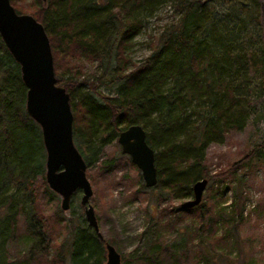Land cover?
<instances>
[{
	"label": "trees",
	"instance_id": "obj_1",
	"mask_svg": "<svg viewBox=\"0 0 264 264\" xmlns=\"http://www.w3.org/2000/svg\"><path fill=\"white\" fill-rule=\"evenodd\" d=\"M154 1L162 0H47L45 7L31 15L48 36L56 81L69 95L72 139L86 168L95 163L100 175L112 171L116 163L101 155L103 143L116 138L127 124L138 123L154 150V186L163 198L183 197L191 193L192 182L209 178L204 165L207 145L242 127L246 116L243 90L251 81L263 85L264 42L258 23L246 30L242 18L233 30L235 36L225 37L221 31L214 32L215 25L204 26L208 16L204 2L175 0L174 7L182 11L179 20L152 38L151 49L141 60L131 61L126 48L141 26L135 15L152 10ZM236 2L241 11L248 10L244 0ZM99 85L111 93H100ZM24 95L18 64L0 39V264L25 263L10 258L6 251L7 240L19 225L33 241L34 253H40L33 258L28 253L37 264L52 260L62 264L67 238L69 264H102L101 240L71 220H67L65 239L53 246L57 258L45 256L52 242L38 198L41 194L49 198L53 192L44 181L41 134L25 112ZM262 145H255L216 175L229 173L240 161L249 166L251 155ZM240 178L235 181L238 188ZM235 188L229 209L218 206L206 220L222 223L224 238L238 248V227L251 215L250 210L243 213L240 191ZM207 207L206 202H199L174 208L201 216ZM142 247L136 264L160 259L163 246L156 235ZM171 255L177 261L173 249Z\"/></svg>",
	"mask_w": 264,
	"mask_h": 264
},
{
	"label": "rangeland",
	"instance_id": "obj_2",
	"mask_svg": "<svg viewBox=\"0 0 264 264\" xmlns=\"http://www.w3.org/2000/svg\"><path fill=\"white\" fill-rule=\"evenodd\" d=\"M233 1L235 2L201 0L208 11L204 26L213 24L217 27L214 28V32L221 31L225 37L235 36L233 30L237 29L236 26L243 18L246 30L256 28L258 23L263 38L264 0H255V11L253 0H244L248 8L245 11L239 9L236 0ZM12 2L19 12L30 14L47 5V0ZM174 3L175 0L154 1L152 10H144L135 15L141 26L130 38L126 48V54L131 61L141 60L150 51L152 38L163 27L179 20L182 11L176 9ZM211 32L209 27V35ZM203 33H207L206 29ZM247 87L248 89L243 90L245 94L243 109L246 116L242 127L238 130H229L221 141L210 142L205 150L204 165L209 178H206L200 202H206L208 207L202 210L201 216L193 211L181 213L174 208L182 200L190 197L191 193L183 197L163 198L154 185L144 186L139 169L129 160L127 154L120 151L116 138L103 143L101 155L113 159L116 164L112 171L105 175L98 173L95 163L86 168L85 173L92 188L88 201L93 207L103 241L115 247L125 264H136V255L141 253L142 246L152 239L153 235L157 236L160 246H163L160 259L153 264H241V258L243 264L246 262L264 264V145L253 152L249 166L240 161L229 173L220 177L216 175L228 169L233 162L240 160L255 145L264 142V85L259 87L255 80ZM97 90L103 94L111 93L101 85ZM36 127L40 131L37 124ZM44 156L45 151L43 160ZM237 177H242L240 179L243 180L239 188L235 182ZM232 187L240 191L238 202L244 206L243 213L250 210L251 215L249 220H244L238 227L240 242L238 248L230 244L229 238H224L222 223L218 220L213 222V219L210 222L206 220L208 216L215 215L218 206L229 209L233 197ZM52 192L49 198L43 194L38 198L40 209L48 218L45 222L48 223L52 242V246L48 247L45 254L48 259L55 256L56 248L53 246L66 237L69 224L67 220L89 228L86 222L80 219V216L83 217L82 206L79 203L80 190L72 194L70 198L72 203L65 210L59 206L60 196ZM57 218H62V221H57ZM19 226L18 232L7 240L8 256L15 261H25L24 264L27 262L29 264L30 261L31 264H37L30 258L40 253L38 250L34 253L33 241L26 235L22 226ZM67 242L68 238L62 264H69ZM172 242L173 247L168 245ZM172 249L173 254L177 255V261H172L174 258L171 255ZM29 252H32L30 258ZM237 253L239 255L236 257ZM23 254L27 256L24 257ZM101 254L103 261L104 250ZM46 264L56 263L52 260Z\"/></svg>",
	"mask_w": 264,
	"mask_h": 264
},
{
	"label": "water",
	"instance_id": "obj_3",
	"mask_svg": "<svg viewBox=\"0 0 264 264\" xmlns=\"http://www.w3.org/2000/svg\"><path fill=\"white\" fill-rule=\"evenodd\" d=\"M0 39L18 64L20 79L25 86V112L40 129L45 151V183L60 196L62 210L69 207L72 194L80 190L83 219L103 241L93 207L88 201L92 188L85 173L86 163L72 139L69 95L56 81L50 44L42 23L30 13L16 11L9 0H0ZM116 142L120 151L127 154L139 169L144 186L155 185L154 150L146 142L144 128L138 123L127 124L117 132ZM205 184V177L192 182L191 196L182 200L179 207L197 205ZM102 243L105 253L102 264H122L115 247L107 241Z\"/></svg>",
	"mask_w": 264,
	"mask_h": 264
},
{
	"label": "flooded vegetation",
	"instance_id": "obj_4",
	"mask_svg": "<svg viewBox=\"0 0 264 264\" xmlns=\"http://www.w3.org/2000/svg\"><path fill=\"white\" fill-rule=\"evenodd\" d=\"M41 1H45V0H41Z\"/></svg>",
	"mask_w": 264,
	"mask_h": 264
}]
</instances>
